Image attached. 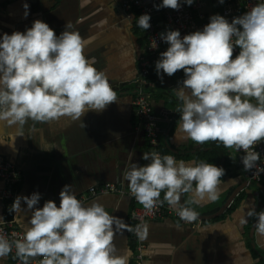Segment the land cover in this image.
<instances>
[{
  "label": "clouds",
  "instance_id": "1",
  "mask_svg": "<svg viewBox=\"0 0 264 264\" xmlns=\"http://www.w3.org/2000/svg\"><path fill=\"white\" fill-rule=\"evenodd\" d=\"M181 2L191 5L194 0H162L154 7L178 10ZM23 7L27 16L28 5ZM150 19L142 14L136 18L138 27L149 29ZM160 39L168 47L155 62L157 77L163 82V75L172 77L180 70L184 74L175 89L181 102L179 138L196 144L219 142L244 153L245 171L258 168L260 154L254 148L264 141V0L231 21L213 15L202 30L182 38L178 30H167ZM87 43L70 23L57 36L40 20L23 33L0 35V124L22 127L29 120L46 123L61 117L80 121L87 112L100 113L116 103L117 94L107 76L84 55ZM156 47L153 40L152 48ZM236 48L240 51L233 59ZM142 159L148 163L129 162L123 179L146 210L167 202L177 209L181 221L193 222L198 213L180 205L182 194L194 193L210 202L219 198L218 186L225 175L222 167L186 163L155 151L143 153ZM40 199L38 193L15 198L11 209L18 213L15 219L23 236L11 241L0 234V258L15 248L21 264L36 257L41 258L39 264H128L131 252L121 253L113 242L115 232L126 225L102 204L84 205L70 185L61 189L59 207L46 201L37 208ZM245 208V216L255 220L256 235L264 237V210L257 212L254 205L246 204ZM21 211L31 213L27 223ZM4 223L0 217V225ZM240 223L247 219L241 218ZM136 233L144 239L146 228L138 227Z\"/></svg>",
  "mask_w": 264,
  "mask_h": 264
},
{
  "label": "crops",
  "instance_id": "2",
  "mask_svg": "<svg viewBox=\"0 0 264 264\" xmlns=\"http://www.w3.org/2000/svg\"><path fill=\"white\" fill-rule=\"evenodd\" d=\"M144 2L149 4V0ZM204 2L207 14L229 12V21L243 15L240 4L226 0L223 4L216 0ZM24 4L28 5L27 16ZM136 18L137 12L124 11L121 0H0V35L23 33L40 20L59 36L70 23L72 30L88 41L84 55L94 60V67L105 73L117 94L116 103L100 113L89 111L80 121L61 117L46 123L29 120L22 127L0 124V161L12 164L21 176L14 197L5 208L1 205L4 183L0 180V217L12 221L19 231L23 232V228L16 223L18 213L11 209L17 196L38 193L41 199L37 208H42L46 201H53L59 207V193L65 185L72 186L76 196L105 184H114L127 194L130 190L123 177L129 162L143 166L148 163L142 159L143 153L155 151L139 130L133 112L135 81L147 42ZM153 22L161 34L171 30L158 12L154 13ZM167 47L164 42L160 53ZM183 78L180 70L172 77L163 75L161 82L155 67L150 71L151 85L146 88V94L158 119L157 150L186 163L201 161L222 167L225 175L215 202L199 200L194 193L181 195L180 205L193 208L203 219L201 224L172 218L144 224L146 236L140 239L143 264H264V237L256 235L255 220L246 217L248 209H244L246 204L254 205L257 212L264 210V186L248 181L232 148L216 141L196 144L179 138L176 129L181 114L177 109L181 102L175 89ZM163 197L162 192V201ZM93 202L102 204L110 215L126 225L115 232L113 242L121 253L125 249L131 252L128 264H133L134 255L138 254V241L128 234L133 200L127 195H100L84 205ZM24 208L22 201L21 209ZM19 215L27 223L31 213L24 215L21 211ZM241 218H246L247 223L241 224ZM0 264H14V261L8 255L0 258Z\"/></svg>",
  "mask_w": 264,
  "mask_h": 264
},
{
  "label": "built area",
  "instance_id": "3",
  "mask_svg": "<svg viewBox=\"0 0 264 264\" xmlns=\"http://www.w3.org/2000/svg\"><path fill=\"white\" fill-rule=\"evenodd\" d=\"M218 1V0H216ZM230 4H240L243 7V14L251 9L261 0H226ZM162 0H149V4H146L144 0H121V5L126 13L137 12L138 17L142 14H149L150 28L145 30L146 35V48L144 55L139 63V76L135 81L136 95L133 100V112L139 122V130L144 134L149 146L157 151L159 146L157 128V117L153 114L152 105L147 97L146 88L151 84L149 82L150 71L154 67L155 62L159 58V53L162 49L164 42L160 39L161 33L156 29L153 22V15L158 12L164 19L165 23L171 27V30H178L181 34V38L184 35L190 34L197 30H202L204 26L209 23V18L215 13L205 12L204 0H194L191 5L181 2V6L178 10H172L169 8H162L159 11L156 10L154 5H159ZM229 12H224L222 15L227 19ZM155 40L157 47L152 48V41ZM239 48L234 49L233 59L239 54ZM233 151L238 156V164L240 169L245 174L249 182H259L264 186V171L260 172V169H264V141L255 146L254 150L260 154V160L257 161V167L249 171H245L243 164L241 163V157L243 152H238L234 148ZM0 180L4 183V189L1 193V205L3 208L6 204L13 199L15 188L21 182V176L19 172L13 167L12 164L6 161H0ZM127 195L134 202L133 210L131 211L128 224V234L136 241L138 246L134 255L133 264H143V257L141 255L140 238L136 233V229L143 228L144 224L149 220L172 218L183 223H191L199 225L203 219L197 218L193 222L181 221L177 215V209L173 206H169L168 203H158L156 207L151 210H146L134 197L131 192L124 193L118 186L114 184H105L101 187H91L86 193L77 196V198L85 204L88 200L102 195ZM162 200V199H161ZM5 223L0 225L4 234L11 241L20 239L23 236V232L19 231L10 220H4ZM14 261V264H21L20 259L15 254V248L9 254ZM40 257L31 258L29 264H39Z\"/></svg>",
  "mask_w": 264,
  "mask_h": 264
},
{
  "label": "trees",
  "instance_id": "4",
  "mask_svg": "<svg viewBox=\"0 0 264 264\" xmlns=\"http://www.w3.org/2000/svg\"><path fill=\"white\" fill-rule=\"evenodd\" d=\"M164 150H166V152H167V149L166 148H164ZM157 152L159 153V154H161V155H164L162 152H161V150H157ZM199 163L201 162V161H198ZM7 217H9V216H7Z\"/></svg>",
  "mask_w": 264,
  "mask_h": 264
}]
</instances>
